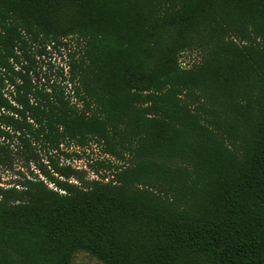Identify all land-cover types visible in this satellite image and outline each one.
Here are the masks:
<instances>
[{
	"label": "trees",
	"instance_id": "1",
	"mask_svg": "<svg viewBox=\"0 0 264 264\" xmlns=\"http://www.w3.org/2000/svg\"><path fill=\"white\" fill-rule=\"evenodd\" d=\"M63 144L125 165L79 188ZM13 146L56 190L0 188V264H264V0H0V168Z\"/></svg>",
	"mask_w": 264,
	"mask_h": 264
},
{
	"label": "rangeland",
	"instance_id": "2",
	"mask_svg": "<svg viewBox=\"0 0 264 264\" xmlns=\"http://www.w3.org/2000/svg\"><path fill=\"white\" fill-rule=\"evenodd\" d=\"M67 46H61L58 48H46L45 54L39 58L37 64V70L41 73H45L47 76L53 78L55 74L59 72V69L64 68L66 63V54L69 51L76 49L74 38L64 41ZM198 54L194 51H186L179 57L181 67L188 68L194 62L198 61ZM40 73V75H41ZM61 152L70 155L66 158L62 154H57L56 159L62 166H69L75 170V174L68 179V183L73 184L79 188H88L95 183L109 184L115 172L106 168L98 166V162L102 160H108L114 165H125L123 162H117L113 158L102 154L101 150L94 146L89 145L86 147H78L72 144H63ZM35 152L39 155L38 162H28V154H23L22 150H17L16 146L12 147L11 163L9 167L0 168V188L20 189L19 184L24 180L39 179L44 181L49 189L56 190L53 184H50L45 177L42 176L41 169H44L46 164L47 152L46 149L35 148ZM49 170L48 167H46ZM62 181V178H58ZM210 261V260H209ZM69 264H101L95 258L90 256L84 251H77L71 257ZM210 264V262H209Z\"/></svg>",
	"mask_w": 264,
	"mask_h": 264
}]
</instances>
